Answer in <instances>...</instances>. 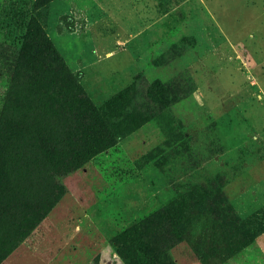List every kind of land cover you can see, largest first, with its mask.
<instances>
[{
	"label": "rangeland",
	"instance_id": "1",
	"mask_svg": "<svg viewBox=\"0 0 264 264\" xmlns=\"http://www.w3.org/2000/svg\"><path fill=\"white\" fill-rule=\"evenodd\" d=\"M31 23L118 152L55 178L0 264H143L117 252L131 227L156 237V264H264V0H0V118Z\"/></svg>",
	"mask_w": 264,
	"mask_h": 264
},
{
	"label": "trees",
	"instance_id": "2",
	"mask_svg": "<svg viewBox=\"0 0 264 264\" xmlns=\"http://www.w3.org/2000/svg\"><path fill=\"white\" fill-rule=\"evenodd\" d=\"M30 25L35 34L11 61L13 80L0 118V194L12 201L6 208L0 206V227L6 219L13 230L11 237L0 239V262L30 235L61 195L55 178L89 159L118 152L109 124L56 56L39 25ZM37 188L39 196L33 194ZM155 239L147 229L131 227L115 240L117 252L125 260L140 252L143 264H156L161 249Z\"/></svg>",
	"mask_w": 264,
	"mask_h": 264
}]
</instances>
